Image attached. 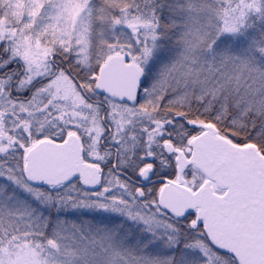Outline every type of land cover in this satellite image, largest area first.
<instances>
[{"label":"snow or ice","instance_id":"6c2138e0","mask_svg":"<svg viewBox=\"0 0 264 264\" xmlns=\"http://www.w3.org/2000/svg\"><path fill=\"white\" fill-rule=\"evenodd\" d=\"M0 264H264V0H0Z\"/></svg>","mask_w":264,"mask_h":264}]
</instances>
